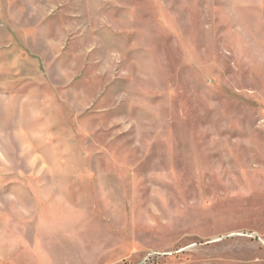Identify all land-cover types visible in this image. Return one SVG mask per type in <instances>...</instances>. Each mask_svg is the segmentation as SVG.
I'll return each mask as SVG.
<instances>
[{"label":"rangeland","instance_id":"obj_1","mask_svg":"<svg viewBox=\"0 0 264 264\" xmlns=\"http://www.w3.org/2000/svg\"><path fill=\"white\" fill-rule=\"evenodd\" d=\"M0 264H264V0H0Z\"/></svg>","mask_w":264,"mask_h":264}]
</instances>
